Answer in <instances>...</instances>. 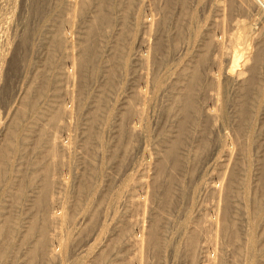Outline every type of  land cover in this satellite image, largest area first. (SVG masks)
I'll use <instances>...</instances> for the list:
<instances>
[{
  "label": "bare ground",
  "instance_id": "obj_1",
  "mask_svg": "<svg viewBox=\"0 0 264 264\" xmlns=\"http://www.w3.org/2000/svg\"><path fill=\"white\" fill-rule=\"evenodd\" d=\"M252 1H31L42 71L0 127V264L150 252L167 264L180 244L186 264H264V2ZM24 130L29 164L12 172Z\"/></svg>",
  "mask_w": 264,
  "mask_h": 264
},
{
  "label": "rangeland",
  "instance_id": "obj_2",
  "mask_svg": "<svg viewBox=\"0 0 264 264\" xmlns=\"http://www.w3.org/2000/svg\"><path fill=\"white\" fill-rule=\"evenodd\" d=\"M5 1L6 2L8 1L7 2L8 5L5 4L4 1H2L3 2L2 3L1 0H0V2L2 3V4H0V8L2 9V10L0 9V11H1L0 12V19L1 18L4 19L5 17H8V18L10 17V20H8L7 22H5L4 20L2 21V19L0 20L1 23L3 22L1 25H3V24L5 25L6 24L5 28L3 27L4 25L1 26L2 28H0V49H1V52L3 51V56H4V54L7 55V56L2 57V62H0V67L2 69V70L0 69V73H1L0 74L1 75L0 76V127L1 128H3V125L6 122H9L12 119V117L14 115V112L20 107V105H22V103L24 101L23 99L25 98V92H26L25 88H26L27 85L30 84V83L27 84V82H30L31 79L34 78V76H36L37 73H40L42 71V66H41V61L40 60L43 59V55H41V49H42V45H41L42 42L41 41H42V38H43L42 32L41 33H40V31L36 32V33L34 32V34H31V35L28 32L29 30L33 29L32 24L33 25H38L39 24V26H41V23L39 21L40 19H38L36 17V15H33L32 12H31V8H32L31 7L32 6L31 5V1L32 0H17V1L15 0V2H16L15 3V7L16 8H14V6L12 7V5H14V3H13L14 0H13V2H11L10 0H5ZM240 2L242 4V6L243 5L245 6L247 4V5L255 8V5H256L252 0H240ZM263 2H264V0H263ZM3 5L4 6L6 5V7H3ZM7 6L8 7L10 6V7L8 8ZM11 8H13V9H11ZM9 9L11 11H13L14 13L11 12ZM8 10H9V12H8ZM5 12H8V13H5ZM1 13H3V15H5V14L6 15L5 16L2 15V17H1ZM8 14L9 15L11 14L12 16H9ZM32 21L33 22L35 21V22L33 23ZM11 22H13L15 24H13ZM6 26H8V27H6ZM3 28L6 29L7 31L6 30L3 31ZM41 28H42V26H41ZM39 30H41V29H39ZM1 32L2 33L6 32V33L2 34ZM5 35H7V36H5ZM24 36H26V37L29 36L26 39V42H25V46L27 48V50H26V52H27L26 53V55H27L26 64H25V67H23V69L21 71L17 72L16 75L14 76V78L12 77V79H11L10 72L8 71V69H9L8 66L10 64V61L13 58V52H14L13 50L16 49V46L18 45V43L20 41L19 39H21V37H24ZM5 41H6V44L3 45V43H5ZM1 42H3V43H1ZM6 47H9V48H6ZM40 56H42V57H40ZM38 67H40L41 69L39 70ZM34 69L39 70V71L35 70V72H36L35 75H34V72H33ZM7 76H8V78H7ZM9 78H10L11 81L9 80ZM35 85H36L35 82H33L32 83V87H34ZM2 98L5 99L7 103H4L5 100H3ZM38 105H39V103H38ZM41 106H42V103H41ZM28 109H31V108H28ZM30 112H31V110L27 111V117L30 115ZM158 115H159L158 112L155 113V118H157ZM24 132H25V130L20 132L18 140H17V149L14 152V154H11V156L9 157L10 168H11L12 172H14L19 166H23V165L29 164V160L30 159H29L27 150L29 149L30 142H28V149L24 150V148L22 146V139H23V136H25ZM182 246H184V244H180L178 246L179 247L178 248L179 251H178L177 257L174 258L175 259L174 261H171L169 253H165V259H166V257H168L165 260L167 262V264H182V263L185 262L184 259L182 258L183 257L182 253L184 251V247H182ZM147 253H148V251H147ZM148 254H149V256L147 254H145L143 256L144 257V263H146L147 260H148V262L150 264L151 263L153 264L155 262V260L152 257V252H150ZM149 257L150 258L152 257L151 260L153 262L150 261ZM18 261H16V262H18ZM148 262L146 264H148ZM184 264H186V262Z\"/></svg>",
  "mask_w": 264,
  "mask_h": 264
}]
</instances>
